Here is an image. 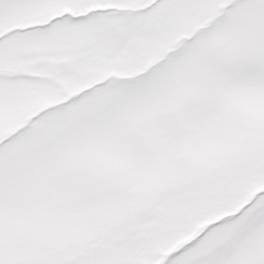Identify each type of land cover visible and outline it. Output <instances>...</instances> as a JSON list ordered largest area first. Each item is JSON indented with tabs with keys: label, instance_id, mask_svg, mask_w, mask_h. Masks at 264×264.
<instances>
[{
	"label": "snow or ice",
	"instance_id": "snow-or-ice-1",
	"mask_svg": "<svg viewBox=\"0 0 264 264\" xmlns=\"http://www.w3.org/2000/svg\"><path fill=\"white\" fill-rule=\"evenodd\" d=\"M0 264H264V0H0Z\"/></svg>",
	"mask_w": 264,
	"mask_h": 264
}]
</instances>
